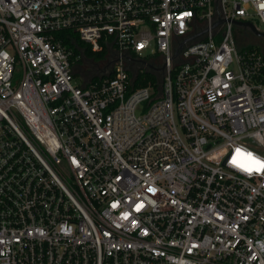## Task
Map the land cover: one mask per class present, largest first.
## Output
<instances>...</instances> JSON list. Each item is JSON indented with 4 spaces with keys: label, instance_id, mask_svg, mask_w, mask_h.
<instances>
[{
    "label": "built area",
    "instance_id": "2783aa9c",
    "mask_svg": "<svg viewBox=\"0 0 264 264\" xmlns=\"http://www.w3.org/2000/svg\"><path fill=\"white\" fill-rule=\"evenodd\" d=\"M256 18L264 0H0V264H264Z\"/></svg>",
    "mask_w": 264,
    "mask_h": 264
},
{
    "label": "trees",
    "instance_id": "16d2710c",
    "mask_svg": "<svg viewBox=\"0 0 264 264\" xmlns=\"http://www.w3.org/2000/svg\"><path fill=\"white\" fill-rule=\"evenodd\" d=\"M76 42L80 46H86V52H85L86 56H90L97 60H102L104 58L105 56L104 51L94 53L89 49V46L83 43L82 41H79L78 39H76ZM75 53H77V51ZM152 78L153 77L147 73L139 74L138 77L135 79L134 85L135 86L144 85L147 83L149 79H152Z\"/></svg>",
    "mask_w": 264,
    "mask_h": 264
},
{
    "label": "rangeland",
    "instance_id": "374dc122",
    "mask_svg": "<svg viewBox=\"0 0 264 264\" xmlns=\"http://www.w3.org/2000/svg\"><path fill=\"white\" fill-rule=\"evenodd\" d=\"M254 21H256L260 25V27H264V24H262L259 19L256 18V19H254ZM240 39H243V42L245 40L242 36L239 37V40ZM239 42H241V41H239ZM255 46L259 47V45H255ZM95 61H97V59H95ZM85 65H86L85 60H81L78 62V66H80V67L85 66ZM90 72L91 73L95 72V69H91ZM81 82H82V75L80 73H76L74 76V79H73V83L76 85V84H81Z\"/></svg>",
    "mask_w": 264,
    "mask_h": 264
},
{
    "label": "water",
    "instance_id": "95a60500",
    "mask_svg": "<svg viewBox=\"0 0 264 264\" xmlns=\"http://www.w3.org/2000/svg\"><path fill=\"white\" fill-rule=\"evenodd\" d=\"M242 24H243V26L248 27L256 35H259V36L264 35V32H258V31H256L254 29L253 25L250 22H243Z\"/></svg>",
    "mask_w": 264,
    "mask_h": 264
},
{
    "label": "snow or ice",
    "instance_id": "6c2138e0",
    "mask_svg": "<svg viewBox=\"0 0 264 264\" xmlns=\"http://www.w3.org/2000/svg\"><path fill=\"white\" fill-rule=\"evenodd\" d=\"M237 151H239V150H237ZM249 156H251V154H249ZM255 163L258 165V167L256 169L257 171H260L261 168H264V164H260L259 161H255ZM249 171H251V169H249Z\"/></svg>",
    "mask_w": 264,
    "mask_h": 264
},
{
    "label": "flooded vegetation",
    "instance_id": "af4514ba",
    "mask_svg": "<svg viewBox=\"0 0 264 264\" xmlns=\"http://www.w3.org/2000/svg\"><path fill=\"white\" fill-rule=\"evenodd\" d=\"M145 71H147L148 72V70L146 69ZM147 72H145V73H147ZM100 73V71L99 70H97V71H95V72H93V73H91V74H89L88 75V77L90 76V75H92V76H95V75H97V74H99ZM148 74V73H147Z\"/></svg>",
    "mask_w": 264,
    "mask_h": 264
}]
</instances>
